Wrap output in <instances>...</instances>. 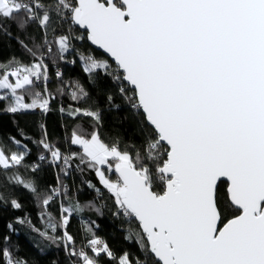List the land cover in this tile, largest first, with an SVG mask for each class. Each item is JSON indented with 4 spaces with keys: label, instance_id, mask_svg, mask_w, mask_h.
<instances>
[{
    "label": "snow or ice",
    "instance_id": "6c2138e0",
    "mask_svg": "<svg viewBox=\"0 0 264 264\" xmlns=\"http://www.w3.org/2000/svg\"><path fill=\"white\" fill-rule=\"evenodd\" d=\"M0 30L31 58L0 61V112L50 111L46 60H65L74 40L102 50L103 58L77 55L90 82L109 81L103 107L70 82L71 99L87 106L59 111L88 126L74 125L64 150L43 124L33 143L43 149L38 160L64 176L73 164L95 174L101 187L87 181L88 188L101 199L107 193L112 215L129 225L124 239L135 238L138 249L117 253L88 225L77 246L67 230L71 215L101 209L72 202L59 176L43 192L18 172L6 176V185L22 186L38 206L69 200L59 205V222L45 207L44 230L27 217L16 224L63 242L70 264H264V0H0ZM55 77L63 81L59 70ZM122 105L138 117V146L121 147L119 135L101 132L104 113ZM27 155L0 147V173L25 166ZM31 171H41L40 163ZM0 202L22 207L2 191ZM6 227L15 230L12 222ZM0 264L28 261L0 247Z\"/></svg>",
    "mask_w": 264,
    "mask_h": 264
},
{
    "label": "trees",
    "instance_id": "16d2710c",
    "mask_svg": "<svg viewBox=\"0 0 264 264\" xmlns=\"http://www.w3.org/2000/svg\"><path fill=\"white\" fill-rule=\"evenodd\" d=\"M11 22L4 21V26L7 27ZM34 26H29L28 31L33 32ZM13 36L17 35L14 25L11 27ZM77 34V33H74ZM79 34H82L79 31ZM49 40L53 37L49 35ZM77 52L85 55L92 54L98 58H103L99 52H95L86 42V40L73 41V47L69 52L65 53V60L61 61L57 58L56 63L53 64L49 58L46 63L49 66V81L48 88L51 90L55 99L50 101L51 110L42 112L35 109L30 111L18 112L16 114L0 112V147H3L6 152H22L25 148L28 155L24 160V165L12 169L9 173H0V191H2L8 199L15 198L19 201L22 207L19 210L12 209L10 206H4L0 202V247H8L14 256L26 259L28 264H70L65 255L63 242L59 245L51 244L48 241L42 240L38 234L28 226L27 223L21 225L16 224L17 217H27L31 224L36 228L44 230V223L41 219V212L46 210L51 213L56 222H59V205L63 202L65 205L69 200H64L63 197L54 198V201L44 206H38L37 200L25 190L22 186L15 184L6 185V176H11L13 173H19L25 180L31 179L36 181L38 190H50L49 186L56 187L57 177L68 188V197L72 202L79 201L82 206L89 202L101 209L100 214L96 211L85 207L81 213H73L70 217V224L68 225V232L75 237L77 246L85 243L83 228L85 225L91 226L92 231L96 237L106 242L115 252L129 251L136 253L138 245L135 238L125 240V235H128L127 229L129 225L123 222L122 217H114L112 212L114 209L110 207V201L107 199V193H104V198L101 199L94 189H89L87 181H91L98 188L101 187L97 182L95 174L85 170L83 173L75 170L73 164L72 170L68 176H64L59 172V168H53L50 164L40 162L38 156L43 152L33 141H38L42 136L40 125L43 124L46 128L50 142L56 144L64 150L68 145L64 142L66 133L70 132L72 127L76 124L88 126L89 121L85 118L74 120L73 118L61 113L59 109L63 107L68 109L71 107H86L87 104L81 102L77 103L71 99L70 82L79 81L84 88L91 93L94 98L99 99L103 107V93L107 91L111 85L109 81L96 77L95 84L90 82L88 75L83 72V65L81 63ZM55 53V47L53 48ZM12 57L20 59L24 63L30 61V57L23 53L15 39H9L8 36L2 34L0 30V61L7 62ZM59 70L63 73V81L55 77V72ZM14 80V78H12ZM58 89L62 90L58 92ZM4 90L0 92L3 93ZM120 103V101H117ZM124 105L118 111H106L104 113V127L101 129L102 134L119 135L122 138L121 147L126 144L129 146L139 145V136L136 133V120ZM19 140L20 144L16 145L12 140ZM131 150V149H130ZM47 156L48 153L44 152ZM40 163L41 171L33 173L31 166ZM6 185V186H5ZM101 191L104 190L101 188ZM44 219H47L45 217ZM95 221L93 224L92 222ZM12 222L15 226L14 231H10L6 225ZM56 235H62V229H58ZM4 236H8L9 240L5 242Z\"/></svg>",
    "mask_w": 264,
    "mask_h": 264
},
{
    "label": "water",
    "instance_id": "95a60500",
    "mask_svg": "<svg viewBox=\"0 0 264 264\" xmlns=\"http://www.w3.org/2000/svg\"><path fill=\"white\" fill-rule=\"evenodd\" d=\"M81 33H83V30L81 29V30H79ZM87 42V44L96 52H99L102 56L104 55L103 53H102V50H100V49H98L96 46H94V45H91L90 44V42H88V41H86ZM110 59V58H109Z\"/></svg>",
    "mask_w": 264,
    "mask_h": 264
},
{
    "label": "rangeland",
    "instance_id": "374dc122",
    "mask_svg": "<svg viewBox=\"0 0 264 264\" xmlns=\"http://www.w3.org/2000/svg\"><path fill=\"white\" fill-rule=\"evenodd\" d=\"M2 90H0V92H1Z\"/></svg>",
    "mask_w": 264,
    "mask_h": 264
},
{
    "label": "built area",
    "instance_id": "2783aa9c",
    "mask_svg": "<svg viewBox=\"0 0 264 264\" xmlns=\"http://www.w3.org/2000/svg\"><path fill=\"white\" fill-rule=\"evenodd\" d=\"M15 79V78H14Z\"/></svg>",
    "mask_w": 264,
    "mask_h": 264
}]
</instances>
